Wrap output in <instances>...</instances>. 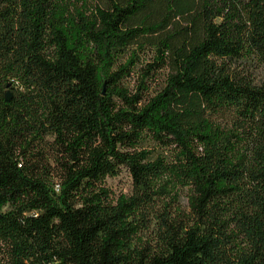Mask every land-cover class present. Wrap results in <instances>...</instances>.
<instances>
[{
	"label": "trees",
	"instance_id": "trees-1",
	"mask_svg": "<svg viewBox=\"0 0 264 264\" xmlns=\"http://www.w3.org/2000/svg\"><path fill=\"white\" fill-rule=\"evenodd\" d=\"M262 67L264 0H0V264H264Z\"/></svg>",
	"mask_w": 264,
	"mask_h": 264
},
{
	"label": "rangeland",
	"instance_id": "rangeland-1",
	"mask_svg": "<svg viewBox=\"0 0 264 264\" xmlns=\"http://www.w3.org/2000/svg\"><path fill=\"white\" fill-rule=\"evenodd\" d=\"M152 61V54L150 52H147V54L143 57L141 65H144L145 62H151ZM142 67L137 65L134 69L133 72H131L130 76L125 79V84L128 85L129 89L131 91H135L138 82L140 80V72L142 71ZM260 71V72H259ZM259 71H255V74L257 75L258 80L260 81L262 79V73L264 71V68H260ZM163 73L164 70L160 69L156 72H154L155 76L154 77H148L146 79V85H147V91L148 93L147 96L152 95L154 91L158 88L160 83L162 82L163 79ZM104 183L105 185L110 189L112 195H118L120 193H130L131 188H132V182H131V176L128 172V170L124 167H120L118 173L113 176H106L104 178ZM175 200H177V204L181 207L185 206V201H186V196L185 194L181 191L176 194L174 200L170 202V204L173 206L176 204Z\"/></svg>",
	"mask_w": 264,
	"mask_h": 264
},
{
	"label": "water",
	"instance_id": "water-1",
	"mask_svg": "<svg viewBox=\"0 0 264 264\" xmlns=\"http://www.w3.org/2000/svg\"><path fill=\"white\" fill-rule=\"evenodd\" d=\"M5 99L6 100H9L10 99V95L9 94H6Z\"/></svg>",
	"mask_w": 264,
	"mask_h": 264
}]
</instances>
